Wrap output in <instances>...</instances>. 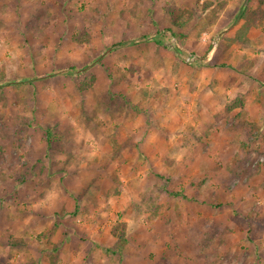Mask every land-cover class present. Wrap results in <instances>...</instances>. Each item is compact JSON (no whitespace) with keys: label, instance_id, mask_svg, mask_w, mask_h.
<instances>
[{"label":"rangeland","instance_id":"374dc122","mask_svg":"<svg viewBox=\"0 0 264 264\" xmlns=\"http://www.w3.org/2000/svg\"><path fill=\"white\" fill-rule=\"evenodd\" d=\"M169 2L192 16L180 31L182 40L172 35L163 13ZM243 4L244 0H0V70L5 74L0 87V264L107 262L112 254L94 245L102 235L107 247L106 231L129 221L128 237L139 247L133 258L128 257L133 264H264V121H254L264 119V0H251L249 15L235 23ZM95 6L105 11L95 13ZM85 16L90 18V43L78 46L70 36ZM253 17L256 25L246 34L240 32ZM236 34L249 43L231 42ZM152 35L165 42L155 44L166 50L164 64L158 57L162 53L153 54L145 44ZM104 40L118 46L106 48ZM176 51L181 72L196 65L213 71L219 66L222 76H214V86L229 84L237 93L230 94L233 99L225 105L236 98L242 105L227 113L222 100L215 103V112L206 114L211 122L198 125L202 133L193 148L183 151L189 142L182 141L167 161L156 151L147 152L154 145L159 153L166 150L164 140L152 139L165 133L168 142L180 133V124L176 132L158 130L150 132L147 141L125 140L113 147L106 141L110 128L104 132L106 126L93 120L95 111L107 119L113 115L117 128H122V118L130 110L119 96L145 90L140 88L145 80ZM189 56L195 61L187 63ZM88 62L92 64L85 67ZM69 67L77 70L68 73ZM135 70L152 74L143 77ZM90 75L96 77L93 87L78 91L75 84ZM252 82L254 90L244 91ZM124 86L132 89L125 91ZM155 93L144 92V106L161 117L164 105ZM102 99L103 105L109 104L106 112L99 106ZM144 106L132 108L134 117L135 107ZM184 108L182 116L187 115ZM49 122L57 124L59 135L74 138L80 133L86 138L81 147L85 156L72 155L69 160L74 173H47L42 162L40 169L33 165L44 152L40 140ZM97 134L103 137L98 140ZM126 149L135 156L128 158V150V156L121 157ZM127 159L133 160L130 169L124 164ZM156 181L163 188L156 194L159 204L156 200L147 206L142 197ZM122 196L141 198L131 206L135 219L120 213L124 205L117 198ZM127 249L131 248L124 251L125 264L132 253Z\"/></svg>","mask_w":264,"mask_h":264},{"label":"crops","instance_id":"0c3cea01","mask_svg":"<svg viewBox=\"0 0 264 264\" xmlns=\"http://www.w3.org/2000/svg\"><path fill=\"white\" fill-rule=\"evenodd\" d=\"M101 9L104 10L105 8L100 7V6H95L93 8V11H95V13L96 12L99 13ZM88 17L89 16H85L84 18H81L82 21H80V23H78V25H76V26H86V28H87V26L91 27V25H89V23L86 24L87 19H90ZM98 22H102V19L99 18ZM90 37H91V34H90ZM70 38L72 39V36H70ZM145 40H146L145 44L147 45V47L149 49H151L153 54H154V51L157 52V55H158V52L162 53V55L159 53L160 55H158V57H160L159 60L161 61V63L164 64L163 53L166 50L161 51V47H156L155 44H157V45L161 44L164 46L165 42H161L162 40H160L158 37H155L153 35L151 37H147ZM71 42L73 43V41H71ZM105 42H107V41L104 40V44L102 43L104 47L106 46ZM73 44H75V43H73ZM93 54H94V52H93ZM170 55L171 56L167 60L166 65H164V66L162 65L163 68L159 69L156 74H153V75H150L152 73L142 74L140 72L136 73V71H138V70L134 71L136 75L141 74L142 76L146 75L147 77L150 75V77H149L150 79L145 80L146 84L144 85V87H140V88L145 89V90L141 91L140 89L137 88L136 92H133L132 95H131V93H129V94L126 93V95H122L121 97L119 96L120 99L124 98L123 101L125 102V108L130 110L129 115H125L122 118V123H123L122 128H120V129L117 128V122H115L113 115H111L109 113V111H108V113L110 114V116L108 119L103 118L104 116L99 117L101 111H98V110L95 111L96 116L93 120L98 121L102 127L106 126V128H105L106 130H104V132H106L107 129L110 128L109 129L110 133L107 134L106 141L107 140L109 141L111 139H115L114 138L115 135L117 136L116 137L117 145L120 144V142H124L125 140H139V141L140 140L141 141L146 140L147 141L148 140L147 137L151 135L150 132L158 133V130L166 131L167 129H168L167 131H169V132H173V131L176 132L177 125L180 124L181 125V130L179 129L180 133H177V135L173 138L170 137L168 139L169 140L168 142L166 141L167 139L164 135L165 133L158 134L157 139H152V137H150V139H152V141L164 140L162 142L166 145V147H165L166 150L159 153L157 151L158 149L156 150L155 149L156 146L154 145V148H149L147 155H150V151L153 150L154 152L156 151L155 153H158V155L160 157H163L164 161H167L169 158L175 157V155H174L175 152L174 151L171 152V150H172V148H175V145H181L182 141L183 142H189V144L187 145L188 148L183 149V151L185 150V152H187V150H191L193 148L194 142L198 141V137H197L198 132L202 133V130L199 131L198 125H201L202 123L211 122V121H207L208 119L211 120V118L206 117L207 116L206 114L210 113L211 111H212V114L215 112V110H214L215 103L219 104L220 103L219 101L222 100L223 104L225 105V103H227L233 99V97L231 96L232 93L234 95L237 94L236 92H234L235 91L234 87L230 88L229 84H228L229 87L226 85L225 86H222V85L221 86L220 85L214 86V76H219L222 74L219 70V68H220L219 66L215 65L214 67H212V68H214V71H213L211 68L206 69L204 67H199L198 65L194 64L196 66H194L193 68H191V69L189 68L188 70H183L181 72V70H182L181 65L178 64L179 53L176 52V54H174V55L170 54ZM150 60H151V58H150ZM152 61L154 62L156 60L154 58H152ZM93 63H94L93 66H95L96 65L95 60ZM192 69H195V70H192ZM89 70H87V71H89ZM131 71H133V70H131ZM136 75L134 76V79L138 78V76H136ZM226 75H227V77H231V75L229 73H227ZM243 75H245V74L243 73ZM247 75L249 76V74H247ZM127 76L133 80V78H132L133 76H132L131 72H128ZM127 76L125 78H127ZM73 81H75V80H73ZM95 82H96V77H95L94 83ZM227 83H230L229 80ZM254 85H255V83H253V82L250 84L246 83L244 86V91L246 90L247 87L252 88L251 90H254ZM174 86L176 88H174ZM124 88H125V91L132 89L130 86H124ZM154 90H156V93L153 96H155V98L158 97L157 99L159 101H161L160 102V103H162L161 105L162 106L164 105V107L161 108L162 109L161 117H154L155 114H154V112H151V110L149 109L150 107L148 108L146 105L144 106L145 102H147L145 100V98L143 97L144 92L145 93H148V92L153 93ZM232 90H234V91H232ZM128 97L131 98V101L133 100L132 103H129V104L127 103V102H129ZM151 100H153V99H151ZM166 104L168 105V108H171V110H169L166 107ZM182 104H183V106H182ZM136 105H141L144 107H143V109L142 108L138 109L137 107H135L136 115L134 117L132 108ZM172 105H173V107H172ZM183 107H185L184 109L187 110V112H186L187 115L184 114L185 116H182L183 113L180 112ZM244 109H246V107H244ZM169 111H172V113H169ZM143 114H145V115H143ZM88 120H90V119H88ZM181 120H182V122H181ZM237 120H238V118H233V119L231 118L232 122H237ZM262 120L264 121L263 118H260L258 120H254V121L257 124H261ZM70 123L71 122H67V121L64 122V124H66V125L70 124ZM71 124L74 125L73 122ZM150 125H156L157 129L155 127H149ZM161 126H162V129L160 128ZM172 126H175L174 130H173ZM171 129H172V131H171ZM70 130H73V128H70ZM75 134H77V135L74 138H71L69 134L68 135L67 134L58 135V138L56 141L57 143H56L53 151H49L47 148V144H46L47 135L46 136L42 135L44 137L40 140V142H41V144H40L41 150L40 151H44V152H43V154H41V157H39L35 162H33L34 167H36L37 169H40L39 168V167H41L40 162H42V166L44 165L45 171H47V173H53L54 172L55 174L56 173L67 174V171H70L69 173H71V172L74 173V171H72V170H74V168H73L74 164L70 165L69 160H70L72 155H76L77 157L82 159L85 156V154L83 153V149L81 147H83V145H86V142H84V141H86V138L84 136H81L80 133H75ZM101 137H103V136L102 135L100 136L97 134L96 138L98 140H100ZM162 137H164V138H162ZM208 138L209 137H207L206 142H207ZM140 144L136 145V147L138 149H140ZM130 148H133V147H130ZM45 149H46V151H45ZM128 150L129 149L123 150L120 156L126 158V156H128L127 155ZM208 150L209 149L207 148V151ZM130 152L131 151L129 150V152H128L129 157L128 158H130V156L133 158L135 156V153H130ZM145 155H146V153H145ZM132 161H133L132 159H127L126 162L124 161L125 166L130 169V165L132 164ZM48 165L50 167L49 169H47ZM166 172H167V169H166ZM207 172L208 171H206L205 176H203V177H205V180L209 177V176H207ZM210 173L212 174L213 171H211ZM201 179H203V178H201ZM117 200L120 204L124 205L123 206L124 209L120 210V213H123V211H125L124 213H126L128 215V218L126 217L127 219L133 218V217L135 219V214L132 213L131 206H133L134 203L138 204L140 202L141 198L130 199L129 197H123L122 196L120 198H117ZM97 202L99 203V205L102 204V202L99 201L98 198H97ZM115 202H116V200H115ZM64 203L65 202H62V205ZM157 203L159 204L158 198H157ZM76 205L74 204V207H75V210L77 212L80 210V206L78 203ZM81 210L83 211L84 209L81 208ZM64 212H66V211H64ZM79 213H80V211H79ZM167 215L168 214L166 212L163 214V217H166ZM49 217L53 218L52 216H49ZM126 218H125V220L127 221ZM160 219H161V217H157V221ZM124 223L126 224V238H127L128 246H129V248H131V249H127V250L132 251V253L129 256H127L126 259L129 262V264H133V262L128 260V257L133 258V251H135V249L137 250L139 247H138V245L135 244L134 241L131 242V240L128 237L129 233H127V231L130 227V221L124 222ZM109 232L110 231H106V236H105V238H106L105 242L108 244V246H107L108 248L103 243H101L102 235L100 238H98V242H97L98 245H94L95 248H100L101 250L105 251L106 249H109L113 246L115 240L110 236ZM148 232L149 231H146L145 233H148ZM136 233H137V231H136ZM103 236H104V234H103ZM152 236H153V234H152ZM51 242L53 243L54 240H51ZM51 246H53V245H51ZM83 251L85 252V250H82L81 255L84 254ZM125 251H126V249H125ZM102 260H104V261L102 263H98V264H125L126 263L125 253L121 257L119 255L115 256L112 254L111 256H109V260L107 262H105V259H102ZM99 261L101 262V260H99ZM50 264H55V262L53 261Z\"/></svg>","mask_w":264,"mask_h":264},{"label":"trees","instance_id":"16d2710c","mask_svg":"<svg viewBox=\"0 0 264 264\" xmlns=\"http://www.w3.org/2000/svg\"><path fill=\"white\" fill-rule=\"evenodd\" d=\"M251 3V0H244V4H243V8L241 10H239L238 14L236 15V17L234 18L235 23H238L240 20L242 19H246L247 15H249L248 12V4ZM163 9V13L168 17L169 19V23L173 29V36H177V38L179 40H182L184 38L183 34L180 32L182 31L185 26L187 25L188 21L190 20V18L192 17L191 14L189 12H187L186 10H182L180 8H178L174 3L169 2L167 4H164V6L162 7ZM97 13V12H96ZM255 17L259 18L263 15L260 14H255ZM94 24V21H91ZM254 25H256V21L255 18H251L248 22V20L245 21V23L243 24V26L241 27V31L244 34L247 33V31L252 28ZM75 31L73 32V36H72V41L73 43H75L78 46H82V45H89L90 43V31L86 28V26H76ZM239 32V33H240ZM231 42H243L244 45H246L248 42L246 37H242L239 34H236L234 36V40H231ZM106 44V48H115L116 46H118L117 44L111 45L107 42H105ZM177 53L180 54V51H176ZM92 62H88L85 64V67L89 66ZM68 69V73H70V71H74L77 70L75 67H69ZM66 70V69H65ZM65 72V71H63ZM74 76V75H73ZM5 81V74L4 71L0 70V87H2L3 83ZM95 81V77L93 75H90L88 77H82L81 80H79L76 84L75 87L78 91L83 92V91H87L89 89H91V87L93 86ZM10 84L12 82H9ZM105 101L104 99H102V102H99V106H101L100 108L103 111H107L108 106L103 105ZM241 102L238 98H236L235 100H233L232 102L228 103L225 105V111L227 113H229L230 111H232L234 108H237L238 106H241ZM106 106V107H104ZM46 129V133H47V137H46V144H47V148L49 149V151H53L55 148V143L57 141L58 135L60 134L58 128H57V124L54 122H49L47 124V126L45 127ZM116 135L114 136L115 139H111V144L113 145V147H118L117 146V140H116ZM119 148V147H118ZM157 176H159L157 174ZM160 184L158 181H156L154 183V185L152 186L151 190L147 191V193L142 197L143 202L145 203V205L150 206V205H154L153 203L156 202L157 200V196L156 194L159 193V191H161L163 188L160 187ZM152 215H154V212L152 213ZM110 236L115 240L113 246L109 249H106L105 251L107 253H111L115 256H122V254L124 253L125 249L128 246V242H127V238H126V224L124 222H117L115 223L113 226H111L110 228ZM249 233L251 234H255L256 231H249ZM45 237V236H42Z\"/></svg>","mask_w":264,"mask_h":264},{"label":"built area","instance_id":"2783aa9c","mask_svg":"<svg viewBox=\"0 0 264 264\" xmlns=\"http://www.w3.org/2000/svg\"><path fill=\"white\" fill-rule=\"evenodd\" d=\"M185 61H186L187 63H190V62H194L195 59H194V57L189 56L188 58H186Z\"/></svg>","mask_w":264,"mask_h":264}]
</instances>
